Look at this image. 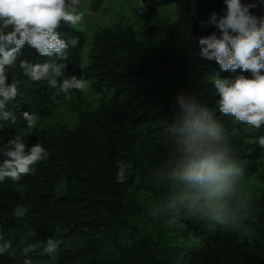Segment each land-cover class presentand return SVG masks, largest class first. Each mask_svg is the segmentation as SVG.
Segmentation results:
<instances>
[{
	"label": "trees",
	"instance_id": "trees-1",
	"mask_svg": "<svg viewBox=\"0 0 264 264\" xmlns=\"http://www.w3.org/2000/svg\"><path fill=\"white\" fill-rule=\"evenodd\" d=\"M107 1L79 0V11L87 18ZM243 2L264 16L259 0ZM172 5L177 19L158 45L145 47L132 25L105 27L94 33L87 65L85 31L77 25L57 29L63 39H78L63 61L64 77L91 81L101 94L96 107L79 111L74 128L54 134L42 123L70 96H77L83 108L81 91L65 95L47 81H30L19 70L20 60L61 61L38 55L26 43L9 68V81L21 82L17 96L6 103L17 122L0 128V143L20 134L27 148L40 142L49 155L20 181L0 183V236L11 244L0 264H23L28 244L34 248L32 264H264V198L239 212L258 213L260 226L249 222L256 233L242 236L209 219L224 214L217 210H227L222 204L230 206L235 191L264 166V149L256 142L264 136V125L256 129L220 113L213 86L217 76L251 73L239 67L222 71L214 59L198 55L195 42L200 37L214 31L219 35L206 21L213 11L223 12V0H143L135 15L148 23L161 7ZM180 91L200 99L223 124L238 169L230 194L212 199L208 207L194 205L200 196L172 178L179 159L169 129ZM25 111L38 116L35 129L27 128ZM121 163L126 179L117 182ZM143 190L147 198H142ZM17 205L25 210L22 218L13 214ZM49 238L63 242L55 261L43 252Z\"/></svg>",
	"mask_w": 264,
	"mask_h": 264
},
{
	"label": "clouds",
	"instance_id": "clouds-1",
	"mask_svg": "<svg viewBox=\"0 0 264 264\" xmlns=\"http://www.w3.org/2000/svg\"><path fill=\"white\" fill-rule=\"evenodd\" d=\"M264 5V0H259ZM226 6L222 13L213 11L207 25H213L219 32L202 36L195 43L199 46L202 60H215L222 71H235L238 67L249 71L251 77L239 74L234 78L216 77L213 86L219 96L218 109L224 115H231L238 121L260 129L264 125V16H257L243 0H223ZM79 0H0V128L6 122L15 124L17 116L6 110V103L18 94V79H8L9 68L27 43L40 56L55 57L60 63L45 61L32 63L19 61L22 75L32 82L47 81L48 86L68 95L72 90L86 91L89 87L75 75L64 77L70 48L78 45V39H63L57 31L62 25L74 27L82 20ZM173 126L169 129L176 144L179 166L172 178L200 196L193 201L208 207L212 199L224 198L230 194L234 177L238 175L235 161L230 154V139L223 124L215 118L209 108L196 96L178 92L175 100ZM22 119L29 130L38 126L35 113L25 111ZM257 144L264 149V136L257 138ZM20 134L7 143H0V183L5 179L20 181L24 175L34 172L35 165L49 155L40 143L27 148ZM115 180L126 179L124 164L117 166ZM224 211L227 210H217ZM17 218L25 210L17 205L13 209ZM217 225L229 223L228 215H210ZM63 242L49 238L43 252L53 261ZM11 244L0 236V256L10 249ZM34 248L28 244L23 248V264H32Z\"/></svg>",
	"mask_w": 264,
	"mask_h": 264
},
{
	"label": "rangeland",
	"instance_id": "rangeland-1",
	"mask_svg": "<svg viewBox=\"0 0 264 264\" xmlns=\"http://www.w3.org/2000/svg\"><path fill=\"white\" fill-rule=\"evenodd\" d=\"M143 0H108L102 8L94 13H89L87 18H82L77 25L82 28L87 37V45L84 50V65H87L93 44L94 33L105 27H124L132 25L139 41L145 47L153 48L158 45L167 35L170 25L177 19L176 6L161 7L156 16L148 23L141 21L135 15V9L141 5ZM264 72V71H263ZM247 77H251L248 75ZM86 91L81 92L84 106L80 108L81 102L77 96H70L62 101L52 118L44 120L42 123L52 133L58 134L63 128H74L79 121V111L86 108L96 107L101 100V94L95 92L91 86V81ZM142 198L148 197V191L141 192ZM264 198V166L259 173L247 180L242 187L237 189L233 195L230 206L222 204V209H227L226 213L231 220L227 227H231L237 234L248 236L254 231V227L249 222L258 223L259 217L256 211L239 214L246 208V205L254 199Z\"/></svg>",
	"mask_w": 264,
	"mask_h": 264
}]
</instances>
